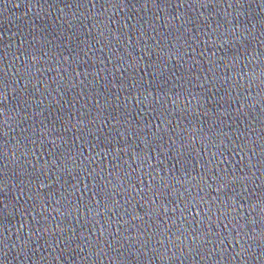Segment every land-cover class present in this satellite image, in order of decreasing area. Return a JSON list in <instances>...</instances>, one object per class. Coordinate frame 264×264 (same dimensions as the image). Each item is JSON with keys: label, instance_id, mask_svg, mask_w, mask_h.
I'll return each instance as SVG.
<instances>
[{"label": "water", "instance_id": "water-1", "mask_svg": "<svg viewBox=\"0 0 264 264\" xmlns=\"http://www.w3.org/2000/svg\"><path fill=\"white\" fill-rule=\"evenodd\" d=\"M0 264H264V0H0Z\"/></svg>", "mask_w": 264, "mask_h": 264}, {"label": "snow or ice", "instance_id": "snow-or-ice-1", "mask_svg": "<svg viewBox=\"0 0 264 264\" xmlns=\"http://www.w3.org/2000/svg\"><path fill=\"white\" fill-rule=\"evenodd\" d=\"M173 143L175 144V141H173ZM186 145L183 143V141H181L180 147H185Z\"/></svg>", "mask_w": 264, "mask_h": 264}]
</instances>
